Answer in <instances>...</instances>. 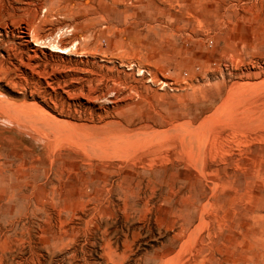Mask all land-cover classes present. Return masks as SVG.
<instances>
[{
  "label": "rangeland",
  "instance_id": "374dc122",
  "mask_svg": "<svg viewBox=\"0 0 264 264\" xmlns=\"http://www.w3.org/2000/svg\"><path fill=\"white\" fill-rule=\"evenodd\" d=\"M84 1L0 0V264H264V0Z\"/></svg>",
  "mask_w": 264,
  "mask_h": 264
},
{
  "label": "bare ground",
  "instance_id": "6f19581e",
  "mask_svg": "<svg viewBox=\"0 0 264 264\" xmlns=\"http://www.w3.org/2000/svg\"><path fill=\"white\" fill-rule=\"evenodd\" d=\"M84 3H85V4H88V0H85ZM77 36H78V34H77ZM78 38H79V37H78ZM58 52H59V53H62V50H58Z\"/></svg>",
  "mask_w": 264,
  "mask_h": 264
}]
</instances>
